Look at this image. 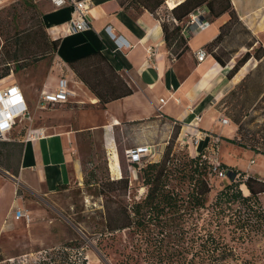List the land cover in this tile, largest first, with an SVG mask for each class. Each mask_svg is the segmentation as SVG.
Returning <instances> with one entry per match:
<instances>
[{"label":"trees","instance_id":"1","mask_svg":"<svg viewBox=\"0 0 264 264\" xmlns=\"http://www.w3.org/2000/svg\"><path fill=\"white\" fill-rule=\"evenodd\" d=\"M164 1L132 0L134 5L120 1L118 4L124 9L143 8L157 16L156 11ZM202 7L207 9L211 20L227 15L217 36L203 48L209 56L225 67L241 48L246 49L226 74L227 78H232L253 55L258 56L259 49L255 45L260 42L240 22L230 0H176L169 8L172 23L160 19L165 46L175 58L189 50L181 23ZM41 20L45 26L42 16ZM240 31L247 39L245 43H238L225 61L223 54L216 50L227 40L237 39ZM58 44L59 39L49 43L54 53ZM66 65L101 105L132 93L100 52L73 59ZM7 76L8 70L0 75V80ZM263 106L264 57L216 103V109L237 128L234 138L222 140L264 155V121L259 120L264 116ZM260 111L263 112L258 114ZM177 134L178 129L159 160L148 161L138 169L137 177L146 189L142 198L131 203L126 201L128 177L109 178L98 185L96 196L104 203L101 235L119 232L129 235L132 254L126 255L121 264H261L251 247L264 235V210L258 199L264 193V180L219 163L217 168L226 173L221 179L225 182L210 200L211 177L218 178L213 172L214 163L203 150L194 156L175 154L172 142ZM8 146L19 148L18 169L11 171L17 177L24 145L0 142V155L3 154L1 148ZM0 166H3L1 161ZM4 168L9 171L7 165ZM241 186L249 195L242 193ZM246 255H251V259H246Z\"/></svg>","mask_w":264,"mask_h":264},{"label":"crops","instance_id":"2","mask_svg":"<svg viewBox=\"0 0 264 264\" xmlns=\"http://www.w3.org/2000/svg\"><path fill=\"white\" fill-rule=\"evenodd\" d=\"M175 1L167 0L166 4L171 9ZM230 1L240 22L260 42L255 45L259 49L258 56L253 55L232 78L226 76L231 67L220 66L209 55L200 63L195 57L199 49L217 36L227 15L211 20L205 7L194 11L198 19L209 22V26L204 30L190 31L187 25L189 17L182 22V34L187 38L189 50L175 58L165 46L161 18L143 8L124 9L119 6V0H87V28L71 32L70 21L81 19L72 6L58 9L48 0H35L49 37L51 40L59 39L55 59L64 67L59 72H66L64 78L76 94L72 100L61 104H82L89 100L94 106L93 117L90 122L86 120V125L79 121L76 128H72L70 123L30 127L38 132V136L27 141L21 136L24 148L18 176L0 179V203L7 202L1 219L8 217L14 220L15 209H12L16 206L13 197L16 185L29 193L43 194L81 178L80 159L74 151L75 136L83 131L103 130L112 136L117 128L150 125L154 119L162 118L177 124L192 139H200L196 147L192 143L191 149L187 146L188 141L184 143L192 156L202 150L208 152L213 138L221 143L224 142L222 138H234L236 126L231 122L221 125L219 120L223 114L215 105L264 57V0ZM106 27H110L111 32L124 39L130 47L117 49L106 33ZM240 51L245 50L241 48ZM94 52H100L132 90L129 96L109 102L99 110L96 109L97 98L66 65L68 61ZM240 54L238 52L232 57L228 62L230 66ZM59 72L54 69L46 75L40 94L54 91L57 81L62 78ZM11 76L0 80V89L17 85L10 81ZM19 89L30 110L26 93ZM160 100L164 103L161 104ZM221 145H216L217 151ZM159 158L160 154H156L152 161Z\"/></svg>","mask_w":264,"mask_h":264},{"label":"rangeland","instance_id":"3","mask_svg":"<svg viewBox=\"0 0 264 264\" xmlns=\"http://www.w3.org/2000/svg\"><path fill=\"white\" fill-rule=\"evenodd\" d=\"M34 1L0 2V75L9 71V75H12L10 81L26 93L31 114L30 121H18L7 135V140L0 142H22L21 138L30 127L65 126L70 123L72 128H76L79 121L86 125V120L90 122L93 117L94 106L89 100L82 104L72 102L48 105L44 109L37 106L46 75L54 69L58 72L60 68L64 70V67L56 61L55 53L49 46L51 38L42 25L41 13ZM119 1L126 5L135 4L132 0ZM166 1L156 11V15L172 23ZM246 39V35L240 31L237 39L227 40L216 52L223 54L226 61L238 43H245ZM238 52L241 53L240 56L244 53L240 50ZM226 66L232 67L229 63ZM65 74L64 71L59 72L60 77ZM102 106L104 105L98 102L96 109L99 110ZM259 120L260 123L264 121V116ZM177 129L178 134L172 142L173 152L189 155L190 151L186 147H193L192 136L177 124L162 118L154 119L150 125L117 128L113 130L112 136L103 130H88L76 134L74 152L80 159L81 178L73 179L65 188L59 187L51 193L43 194H32L16 185L13 195L16 206L12 210H22L28 215V220L16 221L8 217L1 219L7 202L0 203V264H79L82 260L85 264L123 263L126 255L132 254V241L126 232L101 235L104 203L96 196L98 185L109 178L128 177L126 201L131 203L142 198L146 189L137 177L138 169L145 161L152 160V156L146 153L147 156L134 167L127 152L147 148L154 152L153 155L161 156ZM186 141L187 146L184 144ZM216 145H221L218 151ZM1 149L3 154L0 155V161L3 166H0V179H6L10 175L16 178L11 171L18 169L19 148L8 146ZM207 156L214 164L223 163L246 175L264 180L263 154L225 141L221 143L213 138ZM5 165L9 167V171L5 170ZM85 182L93 185H86ZM211 182L213 189L210 200L225 180L211 177ZM241 190L244 195H249L244 186H241ZM258 199L264 210V193ZM251 249L260 263L264 264V235L256 239ZM245 258L251 259V255H246Z\"/></svg>","mask_w":264,"mask_h":264},{"label":"built area","instance_id":"4","mask_svg":"<svg viewBox=\"0 0 264 264\" xmlns=\"http://www.w3.org/2000/svg\"><path fill=\"white\" fill-rule=\"evenodd\" d=\"M3 0H0L2 2ZM54 8H63L67 5L72 6L75 13H77L78 17L81 19L71 20L69 29L71 32L82 31L87 28V23L85 21V14L88 8L87 0L77 1V0H48ZM189 21L187 23L188 29L190 31L194 30H204L209 26V22L200 21L198 17L191 13L189 16ZM175 24L177 22L173 20ZM106 33L110 37L111 41L115 44L117 49L129 48L128 43L122 39L114 35L110 27H106ZM208 56L207 52L202 48L199 49L195 53V57L197 62H202ZM76 96L75 92H73L66 78L62 77L57 81V84L54 88V91L51 93H41L39 100L37 102V106L39 109H44L48 105H55L66 103L72 100ZM160 103L163 104L164 101L160 100ZM31 120L30 110L26 103V99L19 89L17 85H10L5 88L0 89V141H6L7 135L11 133L13 127L16 125L18 121ZM199 121V118H198ZM221 125H228L230 121L222 116L219 120ZM38 136V132L36 130L28 129L24 135L23 140L27 141L32 138H36ZM199 138H194L192 143L194 147H196L199 143ZM152 158L154 157V152L147 148H137L135 151H128L127 156L130 159L132 164L139 165L141 159L147 156V154ZM152 161V160H149ZM148 161H145L146 163ZM143 163V164H144ZM142 164V165H143ZM213 172L217 174L218 178L223 179L226 177V173L223 170L217 168V164L213 166ZM14 220L19 221L22 219L28 220V215L25 214L22 210L16 209L13 215Z\"/></svg>","mask_w":264,"mask_h":264}]
</instances>
